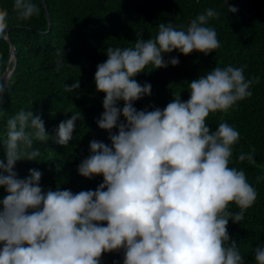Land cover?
Here are the masks:
<instances>
[{"label": "clouds", "instance_id": "clouds-1", "mask_svg": "<svg viewBox=\"0 0 264 264\" xmlns=\"http://www.w3.org/2000/svg\"><path fill=\"white\" fill-rule=\"evenodd\" d=\"M13 11L26 21L40 8L33 0H13ZM218 15L209 8L186 29L160 23L154 38L140 34L133 47L107 48L95 72L97 92L104 94L96 123L111 143L90 141V155L77 168L84 178L103 177L95 190L45 191L37 169L20 178L15 163L35 161L38 149L26 159H0L6 193L0 197V264H101L104 254L121 251L123 264H244L228 225L244 219L258 193L242 169L230 166L239 131L227 122L213 131L208 118L250 98L258 78H246L243 68L216 66L187 83L188 100L173 95L163 109L134 107L152 94L150 83L136 79L147 68L178 66L173 52L207 56L220 47L209 26ZM8 17L0 10V38H7ZM79 88L75 81L65 90ZM4 91L0 86V103ZM79 120V113L70 115L50 137L40 115L21 110L8 121L9 138L30 144L31 128L41 140L65 147ZM238 160L254 157L240 153ZM232 205L239 211H230ZM254 260L264 264V247L255 249Z\"/></svg>", "mask_w": 264, "mask_h": 264}, {"label": "trees", "instance_id": "trees-1", "mask_svg": "<svg viewBox=\"0 0 264 264\" xmlns=\"http://www.w3.org/2000/svg\"><path fill=\"white\" fill-rule=\"evenodd\" d=\"M229 2L237 7L239 0ZM33 3L39 6L40 13L25 21L17 18L13 0H0V10L9 13L7 34L11 39L8 42L0 38V86L1 76L15 65L14 61L10 63L13 46L17 59L0 107V159H26V153L38 149L40 156L35 161L19 160L14 171L25 178L30 169H37L42 173L45 191L58 186L73 193L95 190L103 182L102 176L82 177L77 168L90 155V141L111 143L109 134L96 123L104 110V94L97 92L95 72L97 65L107 60V48L133 47L140 34L145 40L154 38L160 23L171 22L186 29L206 9L219 13L209 20V26L215 28L220 47L207 56L173 52L170 56L179 59L178 66L147 68L136 79L141 85L150 83L152 94L135 102L134 107L163 109L173 95L186 101L187 83L216 66L243 68L246 78H258L250 98L208 118L213 131L219 123L227 122L240 133L230 166L245 172L258 197L239 224L229 221L228 232L244 264H255V249L264 247V0H244L234 13L224 0H45L51 27L43 0ZM164 58L168 60L169 55ZM75 81L80 82V88L66 91L65 87ZM21 110L40 115L50 137L55 136L61 121L79 113L73 140L64 147L50 138L41 140L34 129L28 128L30 144L26 140L11 141L8 121ZM240 153L253 155L254 162L239 161ZM4 195L0 189V197ZM230 211L239 209L232 205ZM123 255L122 251L106 253L101 264H123Z\"/></svg>", "mask_w": 264, "mask_h": 264}, {"label": "water", "instance_id": "water-1", "mask_svg": "<svg viewBox=\"0 0 264 264\" xmlns=\"http://www.w3.org/2000/svg\"><path fill=\"white\" fill-rule=\"evenodd\" d=\"M224 1L226 2L227 6H228L229 8L233 7V6H231L229 0H224ZM43 3H44V5H45V9H46L47 17H48V20H49V26L51 27V17H50V13H49L48 7H47V5H46V3H45V0H43ZM243 3H244V0H239L238 6L235 7V8L237 9L236 12L239 11V9L242 7ZM7 40H8V42H11V39L9 38L8 34H7ZM12 61H14V64H15L14 67L11 68V67L9 66V67L7 68V70L5 71V73L1 76V78L3 79V84H2V86H3V88L5 89V91H4V95H5V92H6L7 88H8V86H9V83H10V80H11L12 76L14 75V73H15V71H16V63H17V59H16V48H15L14 46L12 47V52H11V57H10V63H11ZM3 97H4V96H3ZM0 107H1V103H0Z\"/></svg>", "mask_w": 264, "mask_h": 264}]
</instances>
